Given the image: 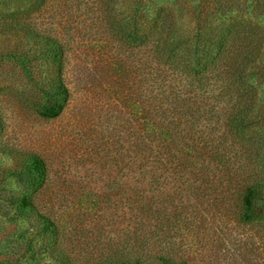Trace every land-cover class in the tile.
<instances>
[{"label": "rangeland", "instance_id": "obj_1", "mask_svg": "<svg viewBox=\"0 0 264 264\" xmlns=\"http://www.w3.org/2000/svg\"><path fill=\"white\" fill-rule=\"evenodd\" d=\"M160 8L183 46L232 25L250 94L242 137L229 124L241 90L226 84L227 63L194 84L160 64L153 42L121 39L118 20L133 29ZM10 13L21 24L0 32V264H67L59 252L69 264H130L134 253L137 264H264V227L240 217L242 177L262 168L256 151L264 158V0H0V21ZM59 81L68 100L47 115ZM30 154L46 167L39 187L22 173ZM24 191L57 227L50 250L34 208L8 206Z\"/></svg>", "mask_w": 264, "mask_h": 264}, {"label": "trees", "instance_id": "obj_2", "mask_svg": "<svg viewBox=\"0 0 264 264\" xmlns=\"http://www.w3.org/2000/svg\"><path fill=\"white\" fill-rule=\"evenodd\" d=\"M139 9V7H138ZM162 9H157L154 13L150 12L140 25L131 29L128 26V22H122L118 20L116 28L120 33L121 39L131 42L134 46L145 45L147 43H154V52L158 57L160 64H165L174 70L182 71L188 78H190L194 84H199L208 79L209 73L212 72L216 66L225 62L228 65L229 75L231 77L230 83H226L230 86L238 85L241 92L238 94L237 101L234 103V107L237 109L233 111L229 116V124L235 129V133L243 136L246 133L248 125V110L245 109L244 98L249 96L244 90V79L236 74V65L239 55H236V60H233L234 56H230L228 37L231 36L233 30L231 26H225L224 23H220L216 28L218 29L217 35L214 39H205L203 44L191 43L190 45L183 46L180 41L170 40V26L169 23L162 17ZM11 21L7 19L0 21V32L16 29L20 26V21L15 20V14L10 13ZM25 27V26H24ZM57 47H54L52 51L57 54ZM246 50V49H245ZM244 50V51H245ZM243 51V52H244ZM242 52V53H243ZM246 54V52H244ZM243 60V59H241ZM228 80V81H229ZM69 96V91L65 83L62 81L56 82L52 85L51 91L48 96L45 112L47 115H58L64 108ZM182 102H177L176 106ZM186 106L184 103H182ZM189 107V106H188ZM249 140V139H248ZM249 147L255 146V141L248 143ZM12 153L14 151H11ZM255 158L257 165L262 168L256 174L253 171L252 177L243 176V192L241 194L240 204V217L245 222L257 223L264 227V158L256 151ZM206 160V158H205ZM205 162V161H204ZM204 164V163H203ZM22 173L27 174V182L31 184L41 185L42 180L46 176V167L42 158L38 155L30 154L23 161ZM12 174H16L13 172ZM18 174V173H17ZM34 200L30 195V191H24L21 195H12L10 197L8 206L13 210V215L26 216L30 214V210H25V205L30 204V208H34L35 222L39 227V232L43 235L44 246L50 250V234H53V243L57 241V227L54 221L47 215L38 210L31 201ZM55 238V239H54ZM59 258L62 262L69 264L67 255L63 252H59ZM132 259H129L130 264H137L141 261V255L134 253L131 255ZM160 263L163 264H186L185 262H178L171 257L160 255L155 257ZM119 264H124V261L120 259Z\"/></svg>", "mask_w": 264, "mask_h": 264}]
</instances>
